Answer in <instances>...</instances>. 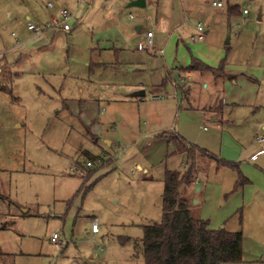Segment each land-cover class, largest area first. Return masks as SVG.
Wrapping results in <instances>:
<instances>
[{
  "label": "rangeland",
  "instance_id": "374dc122",
  "mask_svg": "<svg viewBox=\"0 0 264 264\" xmlns=\"http://www.w3.org/2000/svg\"><path fill=\"white\" fill-rule=\"evenodd\" d=\"M49 1L0 0V264H143L163 174L191 162L174 135L215 158L193 152L183 195L210 229L241 232L240 260L221 264H264V0H229L248 11L230 17L208 0H56L70 31L32 48Z\"/></svg>",
  "mask_w": 264,
  "mask_h": 264
},
{
  "label": "trees",
  "instance_id": "16d2710c",
  "mask_svg": "<svg viewBox=\"0 0 264 264\" xmlns=\"http://www.w3.org/2000/svg\"><path fill=\"white\" fill-rule=\"evenodd\" d=\"M238 9V5L233 4L229 8V12L237 13L239 12ZM192 68L193 66L190 69ZM205 69L207 68L204 66ZM178 137L175 135L169 137V141L175 143L177 153H187L191 162L188 169L183 173L177 170H166L163 174L161 220L159 223L143 226L140 240L143 264H221L238 262L241 257V232H230L223 228L210 229L207 221L191 215L188 200L183 195L184 190L191 186L194 179L193 152H199L209 159L215 158L205 150L186 145L184 140ZM85 160H90L92 163L90 161L89 163L94 164L95 167L102 161L99 156H90L89 154H86ZM220 163L227 165L223 162ZM84 168L83 163L76 164L75 167L80 171ZM89 171L91 172L87 176H81L83 191L93 185V182L86 185V182L95 173V169ZM103 175L105 174L101 176Z\"/></svg>",
  "mask_w": 264,
  "mask_h": 264
},
{
  "label": "built area",
  "instance_id": "2783aa9c",
  "mask_svg": "<svg viewBox=\"0 0 264 264\" xmlns=\"http://www.w3.org/2000/svg\"><path fill=\"white\" fill-rule=\"evenodd\" d=\"M79 1L82 2L84 0H79ZM208 1L212 7L222 8L224 6H227L229 0H208ZM234 1L237 2L238 0H234ZM53 7H56V9H57V16L51 19V24H46L41 28L38 26H35L33 24H29V23L27 24L26 29L33 33L32 36L40 35L43 32L48 31L50 29H59L65 33L70 31V27L67 24V21L73 17V14L69 13L56 0H52V1H49L47 3V8H53ZM247 14H248L247 9L243 8L241 10V15L245 16ZM203 35H204L203 26L198 23L195 27V34L190 37V42L195 43L197 41H201L203 39ZM145 37H146V44L145 45L147 48L150 49L151 45H152V41H151L152 34H151V32L147 31L145 33ZM154 97H157V96H154ZM258 141H260V140H258ZM254 155H252L251 157L253 158ZM87 165H91V163L87 162ZM74 170L79 173V171H77V169H74ZM90 231L92 234L97 233L98 227H97V220L96 219H92ZM49 242L52 245L54 251H56L57 254H59L62 250V246L64 245V242L59 240L58 235L55 233H53L50 236ZM75 264H77V263H75Z\"/></svg>",
  "mask_w": 264,
  "mask_h": 264
},
{
  "label": "crops",
  "instance_id": "0c3cea01",
  "mask_svg": "<svg viewBox=\"0 0 264 264\" xmlns=\"http://www.w3.org/2000/svg\"><path fill=\"white\" fill-rule=\"evenodd\" d=\"M130 2V1H129ZM128 4V3H127ZM233 4H229V1H228V4H227V16L228 17H230V16H232L233 15V12H229V8L232 6ZM54 8V7H53ZM53 8H49V9H53ZM215 8V7H214ZM56 9V8H55ZM218 9V8H217ZM238 14H240V12H237ZM55 14H56V16H57V9H56V11H55ZM234 14H236V13H234ZM241 15V14H240ZM71 19H73V17L71 18ZM135 30H136V32H139L140 31V26H135ZM62 31V30H61ZM205 33V32H204ZM30 39H32L33 41L31 42V44L30 45H32V46H34V47H32V48H37L38 46H41V45H43L44 43H45V41H46V31L45 32H43L42 34H40V35H37V36H31V38ZM28 45V44H27ZM27 45H25L24 47H26ZM17 47V45L16 46H14L12 49H14V48H16ZM18 47H21V46H18ZM6 54V52L4 53V55ZM2 60H4V57L2 58ZM1 60V61H2ZM144 94H145V92H144ZM213 120H215V119H213ZM254 155V154H253ZM93 219H96V218H93ZM97 220V219H96ZM97 227H98V221H97ZM90 233H91V231H90ZM97 233H98V231H97ZM97 233H95V234H97ZM92 234V233H91ZM95 234H93V235H95ZM93 264H96V261H95V263H93Z\"/></svg>",
  "mask_w": 264,
  "mask_h": 264
},
{
  "label": "water",
  "instance_id": "95a60500",
  "mask_svg": "<svg viewBox=\"0 0 264 264\" xmlns=\"http://www.w3.org/2000/svg\"><path fill=\"white\" fill-rule=\"evenodd\" d=\"M144 5V1L143 0H131L130 2H128L127 7H132V6H137V7H141ZM257 19H260V10H258V14H257ZM228 32H227V39L226 42L228 40ZM144 96V90H136L133 91L129 94H127V97H132V98H136V97H143ZM107 144H109V142H106ZM21 211L23 213L27 212L26 208H21Z\"/></svg>",
  "mask_w": 264,
  "mask_h": 264
}]
</instances>
